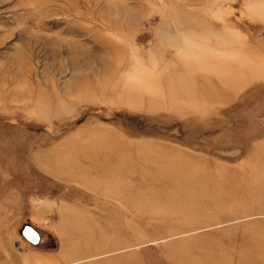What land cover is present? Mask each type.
Here are the masks:
<instances>
[{
	"label": "rangeland",
	"instance_id": "1",
	"mask_svg": "<svg viewBox=\"0 0 264 264\" xmlns=\"http://www.w3.org/2000/svg\"><path fill=\"white\" fill-rule=\"evenodd\" d=\"M0 264H264V0H0Z\"/></svg>",
	"mask_w": 264,
	"mask_h": 264
},
{
	"label": "water",
	"instance_id": "2",
	"mask_svg": "<svg viewBox=\"0 0 264 264\" xmlns=\"http://www.w3.org/2000/svg\"><path fill=\"white\" fill-rule=\"evenodd\" d=\"M21 235L34 245H38L41 241L40 232L32 225L26 224L20 231Z\"/></svg>",
	"mask_w": 264,
	"mask_h": 264
},
{
	"label": "bare ground",
	"instance_id": "3",
	"mask_svg": "<svg viewBox=\"0 0 264 264\" xmlns=\"http://www.w3.org/2000/svg\"><path fill=\"white\" fill-rule=\"evenodd\" d=\"M113 152H114V151H113ZM113 160H114V159H113ZM115 161H116V160H115ZM115 161H114V162H115ZM120 161H121V160H120ZM126 166H127V165H126ZM110 168H112V167H110ZM125 168H127V167H125ZM115 170H116V169H115ZM111 171H112V170H111ZM110 181H111V180H110ZM117 185H118V184H117ZM261 258H262V257H261Z\"/></svg>",
	"mask_w": 264,
	"mask_h": 264
}]
</instances>
